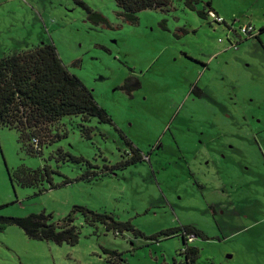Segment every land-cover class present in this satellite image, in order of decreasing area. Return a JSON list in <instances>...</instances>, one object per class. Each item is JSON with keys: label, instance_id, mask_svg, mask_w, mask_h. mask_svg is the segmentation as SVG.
Returning a JSON list of instances; mask_svg holds the SVG:
<instances>
[{"label": "rangeland", "instance_id": "rangeland-1", "mask_svg": "<svg viewBox=\"0 0 264 264\" xmlns=\"http://www.w3.org/2000/svg\"><path fill=\"white\" fill-rule=\"evenodd\" d=\"M76 1L109 27L88 22ZM76 1L0 0V58L52 44L112 124L63 117L52 126L62 138L36 157L0 128V216L45 212L57 223L84 207L141 235L107 232L75 213L76 245L8 227L0 264H111L105 250L120 254L118 264H179L180 234L150 238L181 226L207 238L188 245L199 250L195 264H264V0H169L163 11L139 13L137 24L117 17L113 0ZM207 3L221 23L207 16ZM245 26L258 40L242 35ZM122 135L143 160L104 175L132 156ZM57 150L92 166L64 162ZM44 165L53 185L72 182L42 183L40 193L11 186L7 170ZM86 171L91 179L78 180Z\"/></svg>", "mask_w": 264, "mask_h": 264}, {"label": "trees", "instance_id": "trees-1", "mask_svg": "<svg viewBox=\"0 0 264 264\" xmlns=\"http://www.w3.org/2000/svg\"><path fill=\"white\" fill-rule=\"evenodd\" d=\"M76 1V0H75ZM119 17L128 24H137V15L145 10L167 9L169 0H113ZM86 12V19L94 26L109 27V23L101 14L93 11L83 3L76 1ZM208 11H212L207 3ZM199 17H205V11L197 12ZM163 27L164 24H161ZM264 28L259 30V34ZM259 34L252 36L258 40ZM250 39V38H246ZM245 39V40H246ZM128 84V85H127ZM129 81L125 84L129 86ZM79 117L82 122L89 118H96L100 123L112 124L108 114L97 104L92 93L84 84L64 66L55 47L52 44L36 46L33 49L13 53L0 58V128L14 130L18 142L25 153L31 157L41 156L42 149L56 143L62 135L54 133L52 126L63 117ZM85 132H91L85 129ZM66 133L63 134V137ZM130 146L132 156L124 162L105 167L104 175H111L116 169L133 165L142 161V154L131 146V143L122 135ZM57 156L64 162L83 164L91 168V164L81 157H74L67 152L57 150ZM52 171L47 165L41 168L30 169L19 166L13 171L7 170L9 182L12 187L36 188L42 183H47L50 189L67 185L72 180L63 178L60 185L52 184ZM96 176V174L94 175ZM93 176V177H94ZM91 177L88 171L83 173L78 180L87 181ZM41 188L38 193L42 192ZM81 214L88 225L96 223L104 229L115 234L131 232L134 236L141 233L133 228L130 223L115 221L105 213H96L84 207H74L72 211L59 222H53L51 214L41 212L31 214L24 218H9L0 216V233L8 227H17L31 240L50 241L57 245L67 244L74 246L79 240L78 228L74 225L73 215ZM180 234L185 246L184 264H195L199 250L186 246L187 237L207 239L206 236L192 226H181L164 230L151 240L158 237H172ZM111 264H118L122 260L117 251H107Z\"/></svg>", "mask_w": 264, "mask_h": 264}, {"label": "built area", "instance_id": "built-area-1", "mask_svg": "<svg viewBox=\"0 0 264 264\" xmlns=\"http://www.w3.org/2000/svg\"><path fill=\"white\" fill-rule=\"evenodd\" d=\"M207 16L209 18H211L212 20H214L215 22L217 23H221L222 20L220 19V17H218L217 15H215L213 12H210L208 11L207 12ZM242 35H244L245 38H251L252 36H254V29L250 26H245L243 28H241V31ZM194 240V237L190 236V237H187V240H186V246L187 245H190V243H192ZM184 251H185V248H183L182 250H180V254H184ZM179 264H184V263H179Z\"/></svg>", "mask_w": 264, "mask_h": 264}, {"label": "crops", "instance_id": "crops-1", "mask_svg": "<svg viewBox=\"0 0 264 264\" xmlns=\"http://www.w3.org/2000/svg\"><path fill=\"white\" fill-rule=\"evenodd\" d=\"M210 12H213L215 15L218 16V14H216L214 11H210ZM193 62L197 63L196 61H193ZM200 64H201V63H200ZM201 65L204 67V69H207L206 66H205L204 64H201Z\"/></svg>", "mask_w": 264, "mask_h": 264}, {"label": "flooded vegetation", "instance_id": "flooded-vegetation-1", "mask_svg": "<svg viewBox=\"0 0 264 264\" xmlns=\"http://www.w3.org/2000/svg\"><path fill=\"white\" fill-rule=\"evenodd\" d=\"M195 90L197 91V92H200V90L198 89V88H195ZM259 121V120H258Z\"/></svg>", "mask_w": 264, "mask_h": 264}]
</instances>
